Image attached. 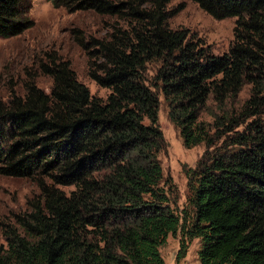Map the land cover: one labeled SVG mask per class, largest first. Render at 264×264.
I'll use <instances>...</instances> for the list:
<instances>
[{
	"label": "trees",
	"instance_id": "1",
	"mask_svg": "<svg viewBox=\"0 0 264 264\" xmlns=\"http://www.w3.org/2000/svg\"><path fill=\"white\" fill-rule=\"evenodd\" d=\"M47 1L122 24L101 39L73 30L104 100L55 51L37 66L49 93L32 78L0 97V176L38 189L4 232L0 264H164L159 249L178 233L177 259L198 239L200 264H264V0H190L235 19L221 55L170 28L181 10L172 0ZM28 7L0 0V38L33 27ZM159 94L184 147L206 148L185 170L190 213L177 210L158 159Z\"/></svg>",
	"mask_w": 264,
	"mask_h": 264
},
{
	"label": "rangeland",
	"instance_id": "2",
	"mask_svg": "<svg viewBox=\"0 0 264 264\" xmlns=\"http://www.w3.org/2000/svg\"><path fill=\"white\" fill-rule=\"evenodd\" d=\"M27 15L33 21V27L19 36L0 38V97L6 99L10 88L22 94L23 86L29 79L46 93L51 88V79L40 75L38 63L45 54L55 51L62 59L68 60L79 82L84 84L90 96L105 99L109 90L97 86L88 77V58L74 38L73 30H82L86 39L104 38L110 27L122 24L116 18L100 17L91 11L70 12L64 8H54L47 0H28ZM181 10L173 15L168 24L172 29H185L193 41L209 46L216 55L225 53L233 40L234 18L215 20L203 12L190 0H172L169 10ZM146 76H153V65L147 67ZM248 88L244 87L240 99L245 100ZM210 105V103H209ZM167 106L159 94L157 112L158 126L162 132L164 148L158 154L163 177L172 184L171 197L177 199L176 208L190 213L187 202L189 191L185 170L194 168L205 152L204 145L185 148L179 130L168 119ZM202 120L211 122L207 111ZM147 123V121H145ZM70 192L73 187L61 188ZM38 195L36 185L28 179L0 176V246L6 247L4 232L7 227H15L14 215L27 209V201ZM180 235L168 236L159 251L164 264H200L198 239L187 242L185 257L177 259Z\"/></svg>",
	"mask_w": 264,
	"mask_h": 264
}]
</instances>
